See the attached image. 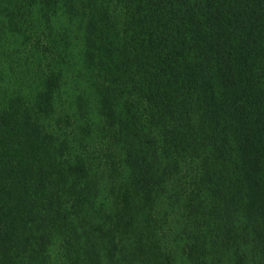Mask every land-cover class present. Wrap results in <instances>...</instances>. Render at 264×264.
I'll return each instance as SVG.
<instances>
[{"label": "trees", "instance_id": "obj_1", "mask_svg": "<svg viewBox=\"0 0 264 264\" xmlns=\"http://www.w3.org/2000/svg\"><path fill=\"white\" fill-rule=\"evenodd\" d=\"M0 264H264V0H0Z\"/></svg>", "mask_w": 264, "mask_h": 264}]
</instances>
